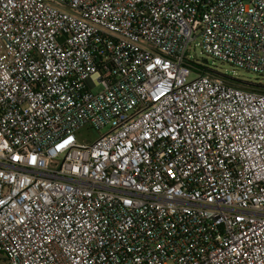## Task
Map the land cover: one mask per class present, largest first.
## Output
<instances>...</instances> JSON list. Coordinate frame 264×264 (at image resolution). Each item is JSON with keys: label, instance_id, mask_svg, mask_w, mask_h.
Segmentation results:
<instances>
[{"label": "built area", "instance_id": "obj_1", "mask_svg": "<svg viewBox=\"0 0 264 264\" xmlns=\"http://www.w3.org/2000/svg\"><path fill=\"white\" fill-rule=\"evenodd\" d=\"M196 47L264 75V0H0V260L264 264V94Z\"/></svg>", "mask_w": 264, "mask_h": 264}, {"label": "rangeland", "instance_id": "obj_2", "mask_svg": "<svg viewBox=\"0 0 264 264\" xmlns=\"http://www.w3.org/2000/svg\"><path fill=\"white\" fill-rule=\"evenodd\" d=\"M189 56L190 60L193 62H197L198 64L204 66L205 68L219 73L221 75H224L226 77H230L236 80L240 81H254L255 79L258 80V82L264 84V75L259 76L254 73L246 72L240 69H234L230 67L229 65L222 64L216 60H213L212 58H207L205 55H203L198 47L191 48L189 50ZM106 132V129L102 130L100 134H104ZM76 136L78 137V141L81 140H94L97 138L98 134L89 130V129H81L77 131ZM0 264H6L5 261L0 260Z\"/></svg>", "mask_w": 264, "mask_h": 264}, {"label": "trees", "instance_id": "obj_3", "mask_svg": "<svg viewBox=\"0 0 264 264\" xmlns=\"http://www.w3.org/2000/svg\"><path fill=\"white\" fill-rule=\"evenodd\" d=\"M200 66H201V68L205 69L204 66H202V65H200ZM222 76L224 77V81L231 86L238 87V88L246 90V91L264 94V84L258 82L257 79L254 80L256 82L240 81V80H236V79H233L230 77H226L224 75H222Z\"/></svg>", "mask_w": 264, "mask_h": 264}]
</instances>
